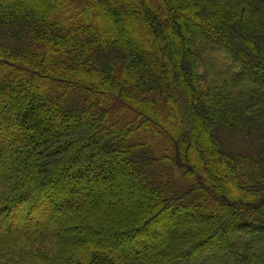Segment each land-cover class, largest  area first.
<instances>
[{"label": "trees", "instance_id": "obj_1", "mask_svg": "<svg viewBox=\"0 0 264 264\" xmlns=\"http://www.w3.org/2000/svg\"><path fill=\"white\" fill-rule=\"evenodd\" d=\"M217 125L264 139V0H0V264H264L262 150Z\"/></svg>", "mask_w": 264, "mask_h": 264}, {"label": "rangeland", "instance_id": "obj_2", "mask_svg": "<svg viewBox=\"0 0 264 264\" xmlns=\"http://www.w3.org/2000/svg\"><path fill=\"white\" fill-rule=\"evenodd\" d=\"M174 31L169 30L170 37L172 39H177L176 34ZM206 65L209 69L213 70L217 68L220 63H230L227 58L223 56L221 52H207L206 53ZM180 60V58H179ZM178 60V61H179ZM3 94V93H2ZM202 130H199L200 135ZM216 132L221 140L224 148L232 153H237L243 156L242 154H250L254 157L255 152L262 150V156L264 157V139L262 138L261 134L257 131H253L251 134L243 133L242 131L233 130L230 131L229 129L223 127L222 125H217ZM190 156L192 159L196 158L195 155V149L193 147H190ZM245 156V155H244ZM249 157V156H248ZM262 165V164H261ZM259 170L262 172L261 174H264V165L260 166ZM4 173V170L0 168V176ZM222 175H219L221 177ZM92 183L90 184L89 188H84V192H90L91 194L95 195V192L97 194L96 197H93L95 201L97 200V203L100 206L103 207H110L115 205L116 200L124 199L125 201L128 200L130 196L134 197L133 200H128L130 203L134 204L135 206L139 205V197L137 195V189L133 188L129 184V178L126 176L120 177L119 175H113L109 176L108 178H104L102 180L98 179H92ZM228 182V181H227ZM72 183L68 182L65 184V187L71 186ZM92 187V188H91ZM140 213V210H139ZM141 214V213H140ZM64 227H72L71 225L64 223L62 225ZM167 224H162L158 228L157 234H161ZM74 233V231H72ZM80 230H76V234L80 233ZM75 240V239H74ZM217 251H219V248H217Z\"/></svg>", "mask_w": 264, "mask_h": 264}]
</instances>
